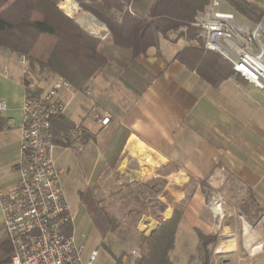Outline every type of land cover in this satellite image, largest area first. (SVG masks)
<instances>
[{
    "label": "crops",
    "instance_id": "0c3cea01",
    "mask_svg": "<svg viewBox=\"0 0 264 264\" xmlns=\"http://www.w3.org/2000/svg\"><path fill=\"white\" fill-rule=\"evenodd\" d=\"M85 22L93 35L104 36L99 23ZM187 46L184 40L162 41L161 56L151 49L148 55L136 58L134 68L102 69L86 85L92 95L72 97L66 119L56 123L54 130L71 129L94 106L112 117L108 128L90 137L77 156H84L90 165L87 187L94 190L105 175L119 177L113 190L156 177L166 180L172 202L186 201L170 256L173 263L188 262L201 232L217 235L213 257L220 261L229 257L224 264H242L244 254L252 257V263L256 258L261 264L264 229L259 233L262 240L258 249L250 251L246 243L251 234L255 236L253 227L264 223V91L235 73L217 85L202 79L177 57ZM17 59L18 55L0 48V100L8 107L1 117L11 127L0 134V189L12 187L18 180L17 127L25 91L23 78L15 71ZM67 152L71 151H56L59 167L60 158ZM218 195L223 199L220 211L211 204ZM158 200L168 205L163 217L171 218L173 203L163 195ZM144 217L145 235L149 236L159 222ZM2 230L0 208V236ZM225 240H232L233 248L219 251V244Z\"/></svg>",
    "mask_w": 264,
    "mask_h": 264
},
{
    "label": "trees",
    "instance_id": "16d2710c",
    "mask_svg": "<svg viewBox=\"0 0 264 264\" xmlns=\"http://www.w3.org/2000/svg\"><path fill=\"white\" fill-rule=\"evenodd\" d=\"M209 1L77 0L108 27L109 36L101 40L92 36L86 23L88 33L92 35L63 15L58 9L59 0H0V48L16 55L24 54L30 60L39 62L43 72L69 81L75 89H84L108 66H117L122 70L134 68L136 58L148 55L151 49L161 56L162 41L184 40L188 46L177 57L202 79L217 85L231 77L234 71L220 55L205 50L202 31L195 26L197 16ZM222 1L248 22H264V9L261 7L247 0ZM73 18L79 23L76 17ZM10 129L8 121L0 116V134ZM166 184V180L156 177L111 191L112 198L121 194L122 200L129 196L134 202L127 211V202L118 208L121 218L101 204L102 199L96 197L94 190H90L88 199L81 200L100 234L101 246L117 264L121 263L124 254L114 252L106 242L107 236L120 228L121 219H130L129 224L133 226L144 215L156 219L159 226L149 236L139 234L143 254L135 264H175L170 256L175 248L186 201L173 203ZM161 195L173 203V215L169 219L163 217L168 205L158 200ZM217 238V235L206 236L198 232L197 248L186 264H213ZM13 251L3 229L0 263L8 262Z\"/></svg>",
    "mask_w": 264,
    "mask_h": 264
},
{
    "label": "built area",
    "instance_id": "2783aa9c",
    "mask_svg": "<svg viewBox=\"0 0 264 264\" xmlns=\"http://www.w3.org/2000/svg\"><path fill=\"white\" fill-rule=\"evenodd\" d=\"M195 26L202 31L206 51L220 55L232 65L236 76L264 91L263 21H242L222 9V0H210ZM15 71L22 76L25 91L17 127L18 180L8 189H0L3 229L14 251L8 262L0 264H94L97 252L85 259V244L76 237V213L67 201L61 183L64 169L58 166L55 153L62 150L81 155L88 139L108 128L112 117L94 106L83 121L56 133L55 124L66 119L70 99L90 97L92 90L75 89L63 78L55 79L47 89L39 88L30 81L29 60L24 55L18 56ZM7 109V103L0 100V116ZM222 200L215 196L212 208L220 211ZM131 253L141 257L135 250ZM213 264H221L217 256Z\"/></svg>",
    "mask_w": 264,
    "mask_h": 264
},
{
    "label": "rangeland",
    "instance_id": "374dc122",
    "mask_svg": "<svg viewBox=\"0 0 264 264\" xmlns=\"http://www.w3.org/2000/svg\"><path fill=\"white\" fill-rule=\"evenodd\" d=\"M247 1L264 9V0ZM58 9L63 15L70 17L86 33H88L87 27L85 25V21H87V19L94 18L100 21L92 13L85 10L77 2V0H59ZM222 9L234 12L225 1H222ZM86 12L91 14L92 16H90ZM71 16L76 17L79 23ZM107 30V34L103 37L95 36L90 33L88 34L94 36L97 39L103 40L110 34L108 27ZM22 55L24 54H21L20 56ZM27 59L29 60L30 81H32L41 89L49 88L54 83L57 77H54L47 72H43L42 66L39 62L34 60L32 61L29 58ZM59 165L60 167L64 168V173L61 176V183L65 191L67 201L70 207L77 212L75 234L77 239L82 240L85 244L84 258L88 259L92 252H97L94 264H117L116 261L101 246L100 234L97 228L93 225L91 218L88 216V214H85V205L81 204L82 199H88L90 192V188L87 187L88 170L90 166L89 163L86 162L84 156L78 158L72 152H67L63 155V157L60 158ZM118 178L119 177H116L114 175H105L103 177H100L99 183H97L98 187L94 188V193L97 198L102 199V205L107 206L108 209H111V212L116 213V216L118 218H121V212L118 208L122 205L125 206L124 204L127 202L125 207V210L127 211L131 208V206H133L134 202H131V198L129 196H126L125 200H122L121 194L120 197L112 198V194H110V192L113 191L112 187L116 183V180ZM125 192L126 190H124V193ZM110 203H113L114 206ZM129 223L130 219H121L120 228L115 233H110L106 239V242L112 246L114 252L117 255L124 254V257L120 264H135V261L138 259V257L132 255L131 252L133 250L139 252L140 255L143 254V252L140 250L141 242L139 240V234H146L148 231L145 228V217L142 216L141 220H139L136 225L132 226ZM252 235L253 234H251L250 236ZM218 242L219 238H217L216 245L218 244ZM242 257H244L246 260L245 262H242V264H257V262H255L256 258L253 259L254 262L252 263L250 260L252 258L251 256L244 254L242 255ZM228 258L229 257L227 256L221 258L222 264H224V260H229ZM261 264H264V260Z\"/></svg>",
    "mask_w": 264,
    "mask_h": 264
},
{
    "label": "bare ground",
    "instance_id": "6f19581e",
    "mask_svg": "<svg viewBox=\"0 0 264 264\" xmlns=\"http://www.w3.org/2000/svg\"><path fill=\"white\" fill-rule=\"evenodd\" d=\"M87 20H90V21L93 20V21L99 23L102 26V28L105 30V34L104 35L107 34L108 30H107L106 26L103 23L95 20L94 18H89ZM262 228L264 229V223L259 225V226H257V227H253V231H254L255 236H250L249 238H247L248 242L246 243V245L250 249V251H255L256 249H258V246H261L262 236L259 237V233H260V230ZM226 241H229V243H226ZM233 245L234 244H233L232 240H225V241H223V242H221L219 244L218 250L219 251H222V250L225 251V250H228V249H232Z\"/></svg>",
    "mask_w": 264,
    "mask_h": 264
}]
</instances>
